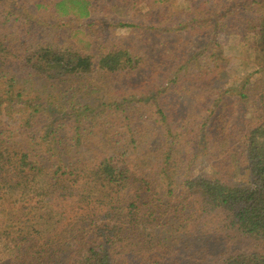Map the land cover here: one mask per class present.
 Here are the masks:
<instances>
[{
	"label": "trees",
	"instance_id": "trees-1",
	"mask_svg": "<svg viewBox=\"0 0 264 264\" xmlns=\"http://www.w3.org/2000/svg\"><path fill=\"white\" fill-rule=\"evenodd\" d=\"M130 1L149 8L144 17L150 23L137 26L153 32L145 34L164 38L189 31L173 45L181 44L175 68L184 69V77L191 74L193 85L175 76L179 81L141 99L158 110L156 120L139 104L104 101L90 106L74 99L97 71L124 74L128 80L139 75L141 59L130 51L91 53L76 43L46 44L35 38L50 28L66 32L73 20L90 18L91 0H33L37 11L70 21L59 25L46 20L39 30L30 29L26 21L18 37L0 28V204H13L15 199L19 210L27 213L30 206L21 204L42 198L56 212L54 218L61 217L51 226L39 218L44 231L7 224L0 235L11 238L19 251L0 259V264H264V93L259 124L249 129L245 121L250 97L246 85L250 77L264 72V11L243 15L257 4L246 0H208L204 4L212 5L206 15L199 11L201 4L194 10V0L185 2L192 12H172L174 0ZM179 14L188 17L176 22ZM223 25L246 35L239 52L247 54L252 72L241 89L218 85L226 74L217 44L202 50L212 66L184 65L199 54L195 57L182 45L204 36L211 42ZM175 68L172 72L179 71ZM38 82L43 93L34 88L27 92L28 84ZM192 90L200 92L191 94ZM228 94L235 96L234 110L226 109L233 105L227 102ZM196 98L203 104L196 106ZM169 99L174 103L171 109ZM143 120L154 126L137 124ZM173 123L179 132L172 129ZM153 134L157 136L151 138ZM157 140L162 145L154 149L149 142ZM184 145L192 161L201 151L209 155L211 145L217 152L212 157L218 155L220 161L209 168L217 174L220 169L243 175V183L231 185L203 170L181 179ZM131 153L135 157H129ZM238 241L245 247H237Z\"/></svg>",
	"mask_w": 264,
	"mask_h": 264
},
{
	"label": "rangeland",
	"instance_id": "rangeland-1",
	"mask_svg": "<svg viewBox=\"0 0 264 264\" xmlns=\"http://www.w3.org/2000/svg\"><path fill=\"white\" fill-rule=\"evenodd\" d=\"M91 1L93 10L91 17L82 20H73V22L68 24L70 19L52 18V16H49V11H37L33 4V0H0V28L2 29L3 34L7 33L13 35L14 37H18V34H24V25L26 21H29L27 23H29L30 29L36 28V30H39L42 28L41 24L45 23L46 20L51 19L54 23L59 25H61V23L68 24L69 28L66 32H62L57 29L52 30L50 28V32H45L44 34V32L40 31L37 35H35V38L37 39L43 38V40H45L44 43L46 44H62L65 42L68 44V42H72V44H78V47L85 52H91V50H93L94 53L101 54L112 50H121L123 48L127 49L131 52L132 56L136 57L137 59H141V62L139 63L141 73L139 75L130 78L131 80H128L127 76L124 74H109L97 71L91 76L90 85H88V82H84V85H88L87 89L82 90L80 93L77 92L74 99L80 100L83 104H89L90 106L97 105L99 102L104 101L117 102L118 104L124 103L130 107H136V104H139L140 107H144L145 112L152 114L153 120L159 119V112L151 104V102L140 100L143 98L149 99L151 94L159 89V86H164V88L158 91L162 92L168 85H170V81L173 82L175 79H178L179 81V78L175 76H180L181 79L184 78L188 86L193 85L192 80L194 77L191 76V74L188 77H184L186 71L184 69L175 68V64L179 60L175 57L177 54L176 50L179 49L181 44L177 43V46L173 45V42L177 41L179 37L185 36V38H187L189 31L182 30L181 35L175 33L168 34L167 36H164V38L151 37L149 34H152V31H141V29L137 27L139 25L146 26L151 21L145 19L144 17V14L149 9L145 4L140 6L134 5L130 0ZM246 1H255L257 4L253 3L254 5L251 7V9L243 12V15L252 17L263 13L264 3L258 4V2L264 0ZM185 2L191 4L190 0H174L171 6V11L178 12L180 8H185L187 11L192 12L190 6ZM204 2H208V0H194L193 5H196L194 8L195 10L201 4L199 11L203 14L205 13L206 15L207 11L211 9L210 6L212 4L205 5ZM187 17L188 16L186 14H179L176 22H183ZM223 26L224 27L219 29L217 36L211 42V39L208 41L209 37L204 36L200 40H194L191 38V44H188L187 46L182 45L184 50L187 49L191 53H194L195 57L199 54L197 60H194V62L190 64L186 62L184 65L192 67L193 64L198 63L196 65H199V67L200 64L205 66L209 64V66H212L210 64L212 61L209 60L208 54L205 53V55H203L202 50L206 47V45L216 46L217 44L218 48H216V50L223 52V56L225 58V60H220V66L224 69L226 74L223 76L221 82L218 85H220L222 89L225 90H231L232 88L238 87L240 85L239 88L241 89V84L245 82L247 74L252 72V70L247 67V54L243 55L239 52L241 47L240 43L244 41L246 35L240 29L232 30L225 25ZM72 27L74 30H71ZM75 29H80V32H75ZM41 33H43V36ZM79 40H83L86 44H89L87 45L89 51L87 50L85 43H81ZM160 61H162V66L160 69H158L157 64ZM163 64L166 65L163 67ZM240 64L243 65V68H239ZM174 68L179 71L172 72ZM149 71H152L150 72V75L154 72L152 77L149 76ZM215 72H220V70ZM162 76L168 79L165 82L159 81L158 78ZM81 81L82 80H78L77 84L81 83ZM198 83L200 84V81H198ZM177 84L178 82H176V85ZM27 86L29 87L27 92L33 93L34 88L36 92L40 91V93H43L44 88L39 84V82L32 87L29 84ZM246 87L250 97L248 99V106H246L249 112L245 118V121L247 127L251 129L257 126L260 122V110L258 109V106L260 104V96L262 93H264V72H260L259 74L250 77L249 83L246 85ZM41 88H43V90H41ZM199 92L200 91L192 90L191 94H197ZM226 98L228 104L233 102V105H229L226 109L234 110L235 96L233 98L231 97V94H228L226 95ZM173 104L174 103H172V100L169 99L167 107L171 109ZM194 104L196 106H200L203 104V101H199L196 98V102H194ZM129 112L130 108L128 109L127 115H129ZM146 120H143L137 124H147L146 127L154 126L152 121L145 122ZM133 126L134 125H131L132 128ZM215 126L217 127L218 124L215 123ZM172 129H176L174 130L176 132L180 131V129L177 128V124L175 123H173ZM207 130H209V126L206 128V131ZM160 132L166 134L167 128L165 130V128L162 129L160 127ZM156 136L157 135L153 134L151 138H155ZM149 145L154 148L162 145V142L157 140V142H154V144L153 142H149ZM184 148L185 151H182L181 154H183L186 159L184 163L181 162V179L198 175L199 171L202 172L203 170L204 173L209 175L216 174L231 185H240L243 183V175L227 170H222L220 172V169H217V172L219 173L217 174L214 168H209L210 163H216L220 161L218 155L212 157V153L216 154L217 152L216 150L213 151L211 149V145H208L209 151L207 154L209 155H203L205 152L201 151L202 155L198 156V158H196L194 161H192L193 157L190 155L191 153L189 147L187 146L186 148V145H184ZM129 157H135L134 153H131ZM189 161H192V163L188 164L187 162ZM188 171L190 172L186 173ZM35 188L42 190L43 186L42 184H36ZM16 201L17 200L14 199L13 204L5 202L0 204V231L6 228V225L9 223H18L21 227L31 225L32 227L35 226L38 230L44 231L46 226H39V218H43V224L49 226L52 225L53 221H57V219L61 218L60 216L54 218L56 212L52 213V209L48 205L45 206L43 204L42 198H34L32 202H26V204L22 203L21 205L30 206L27 213L25 210H19L20 204L17 205L15 203ZM33 208L36 211H34ZM30 213L32 214L29 215ZM62 221L63 220H61L59 224H61ZM240 245H242L241 247H245L243 243L241 244L238 241L236 246L239 247ZM18 251L19 250L12 242L11 238L7 237L6 235H0V259L9 256V254H16ZM186 262L187 261H185V264Z\"/></svg>",
	"mask_w": 264,
	"mask_h": 264
}]
</instances>
